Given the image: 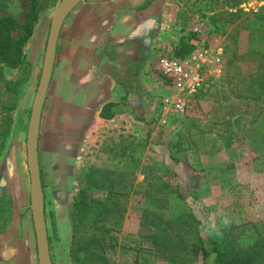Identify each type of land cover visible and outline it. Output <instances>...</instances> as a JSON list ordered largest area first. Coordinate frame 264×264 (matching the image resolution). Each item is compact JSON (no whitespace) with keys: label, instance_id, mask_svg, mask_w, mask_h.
Instances as JSON below:
<instances>
[{"label":"rangeland","instance_id":"1","mask_svg":"<svg viewBox=\"0 0 264 264\" xmlns=\"http://www.w3.org/2000/svg\"><path fill=\"white\" fill-rule=\"evenodd\" d=\"M109 1L81 0L67 15L50 96L63 83L71 16L96 13ZM112 1L132 8L150 0ZM166 1L173 6L174 28L168 30L170 37H158L152 50L149 61L156 78L154 63L161 47L173 51L196 25L201 31L194 52L210 48L213 55L220 53V72L208 78L206 91L190 98L183 115L164 116L158 106L149 112L138 106L127 132L91 118L90 139L78 135L71 150L62 133L51 158L44 152L53 145L41 144L52 264H202L198 237L206 250L226 256L264 250V104L259 103L264 100V21H257L263 26L259 30L249 28L254 14L264 15V0ZM59 2L37 0L38 18L22 63L16 69L0 65V155L7 145L20 142L25 165L30 109ZM29 4L0 0V16L8 14L22 25ZM22 34L18 28L13 37ZM5 81L11 85L6 87ZM159 87L150 92L157 101L166 93ZM45 104L43 132L49 129L54 99L47 96ZM27 180L29 188L28 172ZM29 206L18 215L13 236L0 241V264H38ZM7 242L13 245L7 247ZM213 259L211 254L208 263ZM255 259L264 264L261 253Z\"/></svg>","mask_w":264,"mask_h":264},{"label":"crops","instance_id":"2","mask_svg":"<svg viewBox=\"0 0 264 264\" xmlns=\"http://www.w3.org/2000/svg\"><path fill=\"white\" fill-rule=\"evenodd\" d=\"M129 7L123 1L111 0L96 13L74 14L69 28L65 24L68 40L63 47V83L58 84L53 96L48 87L46 98L54 99L49 129L43 132L39 126L40 172L42 143L53 145L44 152L51 158L58 150L57 140L61 133L64 142L69 144L67 150L72 149L71 141L78 135L89 140L93 131L91 118L105 127L127 132L135 122L136 107H142L145 112L151 110L143 97L161 88L149 60L153 48L158 45V37H170L168 30L174 28L173 6L166 0H150L138 7ZM56 51L55 62L58 45ZM45 103L46 99L40 125ZM109 103L112 105L104 109V113L111 118H101L102 108ZM23 156L20 142L7 145L0 155V241L13 236L18 215L25 213L28 207L29 188ZM54 163L59 167L57 158Z\"/></svg>","mask_w":264,"mask_h":264},{"label":"water","instance_id":"3","mask_svg":"<svg viewBox=\"0 0 264 264\" xmlns=\"http://www.w3.org/2000/svg\"><path fill=\"white\" fill-rule=\"evenodd\" d=\"M81 0H60L53 11L46 41L42 69L32 101L26 132L25 155L29 176V203L38 264H52L49 243L45 231L46 219L44 197L38 158V132L47 90L51 81L56 57V48L64 21Z\"/></svg>","mask_w":264,"mask_h":264},{"label":"built area","instance_id":"4","mask_svg":"<svg viewBox=\"0 0 264 264\" xmlns=\"http://www.w3.org/2000/svg\"><path fill=\"white\" fill-rule=\"evenodd\" d=\"M198 23L201 25L203 22ZM191 31L197 35L201 30L196 25ZM170 53L165 46L161 47V52L154 63L165 95L157 101L149 93L143 100L150 109L158 106L164 116H179L187 111L188 102L194 94L206 91L208 78L220 72V53L213 55L210 48H203L183 60L172 57Z\"/></svg>","mask_w":264,"mask_h":264},{"label":"trees","instance_id":"5","mask_svg":"<svg viewBox=\"0 0 264 264\" xmlns=\"http://www.w3.org/2000/svg\"><path fill=\"white\" fill-rule=\"evenodd\" d=\"M37 0H30L29 8L27 13L24 16L23 24L20 25L16 19L11 17L8 14L0 16V65L8 69H16L20 66L23 60V49L27 41L31 38L33 34V27L38 18V8L36 5ZM149 2V1H148ZM258 20L264 21V15L254 14V19L249 21V28L252 30H259L263 26L258 24ZM22 28L23 34L19 39L13 37V33L16 29ZM196 41V34L191 33L188 36H181L177 46L171 51V56L177 59H185L189 57L195 50L196 46L194 45ZM6 87H9L11 84L4 82ZM264 104V100L259 102ZM112 104H106L99 116L104 119H110L111 115L105 114L104 109L110 108ZM4 109L2 101L0 99V110ZM260 123L264 125V106L260 115ZM258 125V124H257ZM3 145H0L2 148ZM175 163L178 161L172 158ZM85 201V196L82 194L81 202ZM198 242L200 244V252L202 254V264H209L208 259L211 254H214V259L212 264H259L255 259V255L258 253L264 256L263 252L253 251L251 253H237L233 256H226L218 250L208 251L204 247V244L200 237H198ZM264 249V248H263ZM261 251V250H260Z\"/></svg>","mask_w":264,"mask_h":264}]
</instances>
